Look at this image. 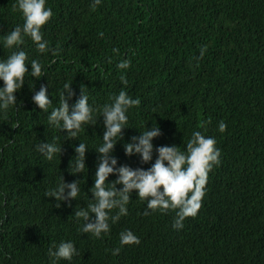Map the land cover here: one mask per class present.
<instances>
[{
	"label": "trees",
	"instance_id": "obj_1",
	"mask_svg": "<svg viewBox=\"0 0 264 264\" xmlns=\"http://www.w3.org/2000/svg\"><path fill=\"white\" fill-rule=\"evenodd\" d=\"M15 3L0 0V35L23 23ZM48 3L54 15L44 33L54 51L40 53L27 37L21 45L29 59L42 60L46 76L26 74L16 107L0 112V211L11 209L22 230L2 225L0 264H51L49 247L66 239L75 241L80 255L58 264H264V0H101L96 7L93 0ZM202 45L207 47L201 57ZM10 52L0 46V57ZM121 59L131 65L118 68ZM48 81L56 105L65 81H73L75 90L70 106L82 86L96 105L122 87L140 98L114 148L119 164L151 166L155 150L153 160L142 163L138 154L125 153L124 144L155 121L162 129L153 138L156 146L183 148L196 129L215 136L221 162L209 172L197 215L187 217L183 228H173L175 210L145 215L147 202L133 190L128 214L112 223L109 233L94 237L79 231L83 221L73 213L93 195L104 121L101 116L77 138L50 126L47 113L31 99ZM221 120L227 125L223 132ZM45 139L61 145L54 159L38 154L36 145ZM80 140L89 147L87 167L72 173L69 162L76 159ZM26 154L35 158L27 160ZM60 174L66 181L79 179L81 191L71 204L57 206L46 191L59 183ZM108 179L113 180L111 174ZM127 228L140 236L139 244L119 245V233ZM8 233H15L16 245L4 241ZM117 246L121 251L113 255Z\"/></svg>",
	"mask_w": 264,
	"mask_h": 264
},
{
	"label": "clouds",
	"instance_id": "obj_2",
	"mask_svg": "<svg viewBox=\"0 0 264 264\" xmlns=\"http://www.w3.org/2000/svg\"><path fill=\"white\" fill-rule=\"evenodd\" d=\"M100 3L101 0H93L92 7ZM13 7L20 11L23 23L15 24L10 31L0 35V46L11 49L7 57H0V80L3 81L0 85V112L4 113L12 106L16 107V92L23 87L26 74L36 79L46 76L47 69L42 60L39 57L29 59L28 51L21 46L26 37L31 38L40 53L53 50L44 33V26L54 15L48 0H16ZM206 47V45L201 46V57ZM130 65L131 60L121 59L117 66L127 69ZM120 79L122 83L127 84L125 73L121 74ZM72 82H64L59 93L58 105L49 97V81L47 84L41 83L39 89L33 91L31 99L47 113L49 125L59 130H67L69 138H77L86 126L95 125L98 119L103 117L105 129L103 142L96 148L100 155L94 184L90 189L93 195L89 197L86 206L75 208L73 213L77 220L83 221L79 231L90 233L94 237H103L109 233L112 223L118 221L122 215L128 214V204L132 200L133 190L137 191L139 199L147 202L145 215L150 211L175 210L172 226L176 229L183 228L187 217L197 215L207 191L209 172L221 162L222 149L218 147L216 137L206 135V128L204 131L196 129L192 131L183 148L175 143L156 146L153 138L162 135V129L155 121L151 127L146 126L139 135H133L130 141L124 144L125 153L129 156L138 154L142 163L152 161L155 150L158 154L151 166L144 168L132 167L127 163L119 164L118 157L113 154L114 148L124 136L123 129L128 127L130 109L141 103L140 98L133 97L126 88L122 87L118 93L112 94L109 101L96 105L90 103L89 95L82 86L80 96L70 106L69 100L75 95ZM210 122L211 117L206 123ZM226 127V122L221 120L218 124L219 130L223 132ZM36 147L40 151L38 154L49 160L54 159L57 152H61V145L46 139L41 140ZM88 148L83 140L75 146L76 159L72 158L69 162L70 172H84L87 167L85 161ZM26 157L27 160H33L35 154H26ZM110 174L113 180L108 179ZM118 184L122 186L117 187ZM80 191L79 179L66 181L60 174L59 183L47 190L46 195L55 197L59 206L61 201L71 204V200L76 199ZM10 210L0 211L2 213L0 229H4L3 224L8 226L14 224L22 231L10 214ZM17 217L20 221L26 222L19 215ZM14 234L8 233L4 241L16 245ZM23 237L20 234L19 240ZM119 238L121 246L139 244L141 240L140 236L130 228L122 230ZM120 251V246L112 249L113 255ZM48 255L51 264H58L61 259L73 260L80 255V250L75 241L66 239L50 246Z\"/></svg>",
	"mask_w": 264,
	"mask_h": 264
}]
</instances>
